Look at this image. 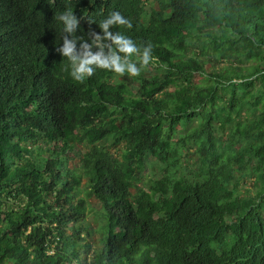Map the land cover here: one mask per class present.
<instances>
[{
	"label": "trees",
	"instance_id": "1",
	"mask_svg": "<svg viewBox=\"0 0 264 264\" xmlns=\"http://www.w3.org/2000/svg\"><path fill=\"white\" fill-rule=\"evenodd\" d=\"M68 7L152 60L74 80ZM0 264H264V0H0Z\"/></svg>",
	"mask_w": 264,
	"mask_h": 264
},
{
	"label": "clouds",
	"instance_id": "2",
	"mask_svg": "<svg viewBox=\"0 0 264 264\" xmlns=\"http://www.w3.org/2000/svg\"><path fill=\"white\" fill-rule=\"evenodd\" d=\"M56 19L62 22L61 30L67 35L56 52L61 60L63 57L67 59L69 74L76 81H83L91 76L97 68L117 74L127 73L130 76H136L141 70L137 62L141 66H146L152 60L151 46L144 47L141 51L128 35L119 31L115 33L109 31V27L113 25L132 27L131 21L120 12H112L99 22L103 36L94 33L91 44L83 42V38L78 34L80 22L71 7L58 13ZM102 40L111 41V44L108 45L107 55L104 53L105 44L101 42ZM76 44H80L79 50H77ZM93 45L99 46V50L95 53L91 51ZM132 57L135 59H131Z\"/></svg>",
	"mask_w": 264,
	"mask_h": 264
},
{
	"label": "rangeland",
	"instance_id": "3",
	"mask_svg": "<svg viewBox=\"0 0 264 264\" xmlns=\"http://www.w3.org/2000/svg\"><path fill=\"white\" fill-rule=\"evenodd\" d=\"M251 63L254 64L253 61ZM222 65H223V63L220 64V66H222ZM201 79H202L201 76H196L195 77V81H200ZM255 84H256V86H258L260 84V82H256ZM226 136L230 137L229 133H227ZM85 151L86 150H85L84 147H80L75 155L70 154L69 156H67V158L69 159L68 166L69 167H71V166L73 167L74 166V167H77V168L81 169L86 164L85 156H84V152ZM111 154H112V156H115L114 150L111 151ZM158 173H159V171H157L156 169L152 170L150 168H146L144 171H141L138 174L137 180L135 181L136 186H138L140 188H145L144 187L145 181L148 178H152L153 179L154 177L157 176ZM252 182H253V179H250V180H246L245 182L241 183V185L239 186V191H240V195L241 196L248 197V196H250L251 194L254 193V189L255 188L252 186ZM82 183H84V181ZM94 216H95L94 213H88L87 220H89L91 222L92 227H95V226L97 227L96 223L94 222V219H95ZM99 237H100V235L97 234L96 232H91L90 233V235L88 237V240L91 241L93 249H95L97 246L100 245Z\"/></svg>",
	"mask_w": 264,
	"mask_h": 264
}]
</instances>
